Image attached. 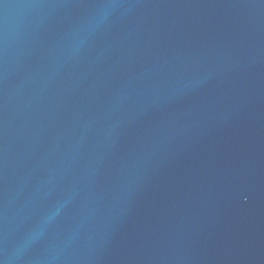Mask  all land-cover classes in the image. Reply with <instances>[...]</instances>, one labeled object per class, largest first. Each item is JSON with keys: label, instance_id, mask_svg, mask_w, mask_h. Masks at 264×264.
I'll return each mask as SVG.
<instances>
[{"label": "water", "instance_id": "95a60500", "mask_svg": "<svg viewBox=\"0 0 264 264\" xmlns=\"http://www.w3.org/2000/svg\"><path fill=\"white\" fill-rule=\"evenodd\" d=\"M0 264H264V0H0Z\"/></svg>", "mask_w": 264, "mask_h": 264}]
</instances>
